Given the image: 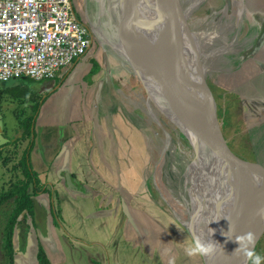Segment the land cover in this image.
<instances>
[{"label":"rangeland","instance_id":"obj_1","mask_svg":"<svg viewBox=\"0 0 264 264\" xmlns=\"http://www.w3.org/2000/svg\"><path fill=\"white\" fill-rule=\"evenodd\" d=\"M103 1L100 0L102 3ZM202 2L196 0L189 8V10L193 9L192 14L186 15L188 33L183 38L184 56H182L190 59L186 60L190 66H199L205 75V80L214 96L223 135L232 155L237 159L264 167V112L251 114L245 110V106L239 102L237 96L242 94V87L234 86L232 79L231 82L230 79L225 78L227 73L221 65L223 63L221 60L194 58L200 53L199 51H202L204 41H212L215 38L213 37L215 33L203 35L212 31L211 24L206 27L207 13L203 7L208 3L213 4L214 1ZM105 3V8L110 12L107 14L105 10L106 15H104L99 10V15L101 14L100 17L106 24L104 31L106 35L102 31H99V34L107 37V28L114 27L116 22L113 20L114 0H107ZM97 5H89V11L93 12L94 8L97 10ZM152 15L153 13L150 15V20L153 19L149 22L145 40L158 53L163 38ZM108 39L116 41L117 33L113 37L109 36ZM85 59H95L100 63L103 72L110 77L111 81H108L107 85L110 89L108 93L113 92L115 97L104 101V104H116L123 111L125 125H127L126 121L133 124L128 125L129 127L124 130V144L118 159V166L122 165L123 179L119 176L118 185L125 188L130 196H135L130 200V209L137 219L136 229L141 235V240H131L132 248L131 241L125 239L124 251H121L124 264H203L201 255L188 254L187 249L194 245V241L187 227L179 220H188L190 225L197 226L200 232L204 233L208 230V225H212V228L217 227L215 224L221 217L218 215L219 211L216 214L214 207L219 194L212 189V183L206 180V173L196 157L194 145L166 118L139 77L118 54L114 51L104 52L102 46L95 40ZM227 62L228 60L225 62L228 68L233 69L232 67L236 65ZM261 80L260 73L253 77L252 82L257 89L256 95L260 92ZM43 81H28L24 78L0 81V146L10 142L3 147L0 159V194L23 177L19 161L28 141L21 140L15 144L13 142L22 137L18 118L32 114V104L36 96L42 97ZM262 81L264 82V79ZM54 86L55 84L52 88ZM31 90H35L37 95L31 93ZM185 95L189 99L197 98L193 93ZM90 101L91 97L87 99V103ZM190 104L199 109L197 105ZM15 119L17 122L11 127L10 124ZM167 136L169 141L166 139ZM131 179L134 188L130 187ZM242 207L245 218L249 219L248 208L244 204ZM41 218L39 215L38 219ZM210 232L212 233L211 230ZM12 247V259H14V244ZM2 248L0 264H7L9 247L5 232ZM263 250L264 232L253 251L264 256Z\"/></svg>","mask_w":264,"mask_h":264},{"label":"crops","instance_id":"obj_2","mask_svg":"<svg viewBox=\"0 0 264 264\" xmlns=\"http://www.w3.org/2000/svg\"><path fill=\"white\" fill-rule=\"evenodd\" d=\"M213 1L215 9L230 18L242 9L244 30L240 36L247 49L245 60L253 56L249 69L255 67L263 80L264 0ZM178 2L180 12L188 15L187 0ZM99 9L104 15L105 10L110 12L105 5ZM92 60L96 61L78 60L60 70L54 79L41 83L42 103L34 117L29 161L43 186L33 197V216H26L15 227L14 264H38L40 249L50 264H124L121 251L125 239L141 240L137 219L130 209V200L135 196L118 185L123 175L118 159L124 130L133 124L126 121L125 125L123 111L116 104H104L115 97L113 92L108 93L111 80L97 61L99 68L91 73ZM253 73L244 76L243 93L260 98L262 112L264 82L261 80L256 95L257 89L252 90L255 84L248 85L255 77ZM240 82L234 78L232 83L236 86ZM89 97L91 101L87 103ZM15 122L16 119L10 126ZM64 171L69 172L81 191L67 189ZM130 187L134 188L133 179Z\"/></svg>","mask_w":264,"mask_h":264},{"label":"water","instance_id":"obj_3","mask_svg":"<svg viewBox=\"0 0 264 264\" xmlns=\"http://www.w3.org/2000/svg\"><path fill=\"white\" fill-rule=\"evenodd\" d=\"M106 1L102 3L97 0L98 8L104 6ZM179 5L177 0H133L127 14L122 17V28L121 21L119 23L118 20H114L116 28L118 26L121 28V31L117 33L116 41L107 40L104 36L105 30H103L104 35H100V30L94 27L92 37L102 46L104 52L114 51L118 54L141 82H143V76H149L155 81L162 94L170 93L198 106V110H190L173 101L170 102L167 99L165 101L174 111L177 119L175 123L184 127L182 133L194 145L195 153L205 152L216 158L224 177L222 182L230 190L232 198L234 197L248 208L249 222L252 224L249 232L255 234V248L264 232V218L257 214L258 209L264 207V167L237 159L232 155L223 135L214 96L205 80V75L199 66H194L195 68L190 66L186 61L190 60L188 57L183 58V38L188 31L186 14L180 12ZM152 13L163 38L158 53L147 50L145 44V33ZM236 23L238 24V20ZM206 54H199L197 57L204 59ZM191 93L197 98H187L185 94ZM163 113L170 119L165 112ZM63 177L68 190L81 191L68 171H64ZM224 204L228 206L225 209L226 218L222 224L223 229L220 228L218 240L224 250H221L218 244L214 259L210 260L207 256H202L203 264H248V261L233 254L239 246L233 243L236 230L235 213L232 203L226 199L225 195L218 200L219 208ZM186 227L189 230V227ZM189 232L193 239V232Z\"/></svg>","mask_w":264,"mask_h":264},{"label":"built area","instance_id":"obj_4","mask_svg":"<svg viewBox=\"0 0 264 264\" xmlns=\"http://www.w3.org/2000/svg\"><path fill=\"white\" fill-rule=\"evenodd\" d=\"M92 45L70 0H0V81L54 79Z\"/></svg>","mask_w":264,"mask_h":264},{"label":"flooded vegetation","instance_id":"obj_5","mask_svg":"<svg viewBox=\"0 0 264 264\" xmlns=\"http://www.w3.org/2000/svg\"><path fill=\"white\" fill-rule=\"evenodd\" d=\"M70 1L76 17L80 19L87 26L91 35H92L93 27L97 28L102 32L103 30H105L106 24L103 18L100 17L101 14L99 15L100 7L96 10L93 6L94 8L93 12H90L88 8L89 5L96 6L97 4L95 3H97V0H70ZM202 1L207 2L209 0H202ZM187 2H188V7L190 8V6H192V4L196 2V0H187ZM189 8H188L189 11L188 15H191L193 9L189 10ZM203 10H205L207 13L206 27L208 26V24L212 25V31L206 32V34L216 33V35L213 36L215 38L212 41H204L203 49L202 51H199L200 52L199 54H205V53L207 54H206V58L204 59L202 58L200 60H213V59L221 60V62H223L221 63V65L224 66L223 69L227 73L226 74L227 76L225 78L232 80L234 78L239 79V81H241L239 87H242L243 90V87L245 86L243 81L245 80L244 76H247L248 74L254 72L253 74L256 77L258 73H257V69L256 70L253 69L255 67H253L251 70L249 69L250 58L253 59V56L248 57L247 61L245 60V50L247 49L245 44L243 46V41L240 36L241 30H244L242 26V9L237 10L233 18H230L229 16L228 17L225 16L224 14L225 12L215 9V3L213 4L208 3V5L203 7ZM237 20H238V24L236 23ZM94 41L95 39L93 38V42ZM197 44L199 45V43ZM83 59H85V57ZM227 60L229 63L231 62L236 63V65L232 67L233 69L227 67V64L225 63ZM252 84L254 83L253 82H251V84L250 82L248 83V85L250 86ZM255 88L256 86L252 90H254ZM243 92L241 95L238 94L237 96L240 99L239 102L245 106L246 108L245 110L249 111L251 114L259 113L258 112L259 106L262 103L261 99L258 97L244 96ZM251 92L252 91L248 92V94H250ZM6 212L3 211V213H0V244H1L0 255H1V251L3 250L2 248V240L4 238L3 230L5 229V226L7 224ZM33 212H34V204H33ZM30 216H33V213ZM24 218L25 216H23L22 218L20 217L19 222L24 221ZM0 257L2 258V256ZM8 262L9 261H7V264Z\"/></svg>","mask_w":264,"mask_h":264},{"label":"bare ground","instance_id":"obj_6","mask_svg":"<svg viewBox=\"0 0 264 264\" xmlns=\"http://www.w3.org/2000/svg\"><path fill=\"white\" fill-rule=\"evenodd\" d=\"M133 0H115L114 2V13H113V20H118L119 23L121 21V28H122V17L125 16L127 14V11L131 5ZM153 16V15H152ZM153 19V18H152ZM151 19V20H152ZM150 20V17H149V21ZM121 28L118 26V28H116V23H115V26L114 27H109L107 28L106 32H108V36H107V40L109 38V36L113 37L115 35V33H118V31L120 32L121 31ZM158 34V33H157ZM114 44V43H112ZM145 44H146V48L147 50H149L150 52L154 53L156 52L155 51V48L150 45L149 43H147V41L145 40ZM199 54H197L196 56H194L195 59H198V56ZM123 60V59H122ZM120 61V60H119ZM118 61V62H119ZM107 65V64H106ZM124 76V75H123ZM122 76V77H123ZM121 78V77H120ZM118 78V80L120 79ZM121 81V80H120ZM143 85L145 86L147 92L149 93V95L153 98V100L155 101L157 107H159V109L162 111V112H165L168 117L170 119H172V121L170 119H167L169 121H171L173 124H175L180 133L183 134V130H184V127L180 124L179 126L175 123L177 121V119L175 118L174 116V111L173 109L171 108L170 105H168L165 101H170L173 103H176L177 105H182L183 107H185L186 109H190V110H198L197 108H195L193 105H191L190 103H188L185 99H182V98H179L173 94H170L169 95H164L160 92L157 84L155 83V81H153L152 79L149 78V76H143ZM126 84V83H125ZM142 85V86H143ZM140 90V89H139ZM124 98V97H123ZM167 99V100H166ZM152 103V102H151ZM133 104V103H132ZM148 114V113H147ZM179 124V123H178ZM162 132V131H161ZM167 141H169V136H167ZM167 148V147H166ZM197 159L200 161V163L202 164L203 166V169H204V173H206V180L211 182L212 183V189L214 191H217L218 192V200L221 196L226 197V199L232 203V206H233V210H234V213H235V227H236V230H235V236L236 235H241V234H245V233H248L249 231H251L252 229V224L249 222V219H246L245 218V214H244V210H243V207H242V204L237 201L236 199H234V197L232 198L231 194H230V190L228 189V187L226 186V184H224L222 181L224 179L223 177V174H222V171H221V166L219 165L218 161L216 160V158L214 156H209L207 155L205 152H198V154L196 155ZM205 180V179H204ZM204 184V182H203ZM203 184H202V191H203ZM211 185V184H210ZM208 191V190H207ZM206 192V191H205ZM163 202V201H162ZM196 206V205H195ZM223 206V208H222ZM221 208H219L218 206V201H216L214 203V207H215V211H216V214L218 213L219 211V216L221 217L220 221L215 224L217 227H214L212 228L211 226L212 225H208L207 227V231H205L203 233V235H201V232L200 230L198 229L197 226H193L195 228V234H198L200 235L202 238L206 239V240H215L217 242H219V238H220V228H222V224L224 223V220L226 218V212H225V209H227V206L226 204L222 205ZM211 208V207H210ZM219 208V209H218ZM214 212V211H213ZM223 212V213H222ZM210 214V213H209ZM212 216V215H211ZM217 216V215H216ZM248 220V221H247ZM184 226H188L190 225L189 221L186 220V221H183V220H179ZM223 229V228H222ZM210 230L213 232L212 233V237H211V232ZM205 233H208L207 235H205ZM194 234V233H193ZM235 236H234V239H233V243L235 245H238V242L235 240Z\"/></svg>","mask_w":264,"mask_h":264},{"label":"trees","instance_id":"obj_7","mask_svg":"<svg viewBox=\"0 0 264 264\" xmlns=\"http://www.w3.org/2000/svg\"><path fill=\"white\" fill-rule=\"evenodd\" d=\"M92 61L94 67L91 73H95L98 70L99 65L96 61ZM19 78H24L28 81H35L26 76H21ZM30 92L37 95L35 90H31ZM41 100L42 97L36 96V100H34V103L32 104V114L18 118L19 128L22 131V137L13 142V144L20 142L21 140L28 141L26 148L21 153L19 161V166L21 167L23 177L18 179L9 189L0 194V213L7 211V224L3 230V233L5 232L9 247V249H7V254L9 255L8 264H13V236L15 227L19 222V218L22 215L26 217L33 213V196L41 191L43 186V184L40 182V179L38 178L37 173L32 169L29 161V153L34 141V131L32 126L34 123V117L37 114L40 104L42 103ZM9 144L10 142H7L5 145ZM5 145L3 144L0 146V159L2 158L3 147ZM37 258L38 264H50L42 249L39 250Z\"/></svg>","mask_w":264,"mask_h":264},{"label":"clouds","instance_id":"obj_8","mask_svg":"<svg viewBox=\"0 0 264 264\" xmlns=\"http://www.w3.org/2000/svg\"><path fill=\"white\" fill-rule=\"evenodd\" d=\"M257 214L262 218H264V207L258 209ZM189 231L194 233L193 234L194 245L187 249L189 255L207 256L210 260H212L214 259V254L218 250L217 249L218 244L220 246V249L224 250L223 246L219 242L213 239L206 240L202 238L200 235L195 234V228L192 225H189ZM212 233L210 234L211 237H212ZM228 239L230 238L228 237ZM235 240L238 242L239 246L234 250L233 254L242 257L244 260L248 261V264H264V256L256 254L253 251L254 242H255L254 233L248 232L245 234L236 235Z\"/></svg>","mask_w":264,"mask_h":264}]
</instances>
